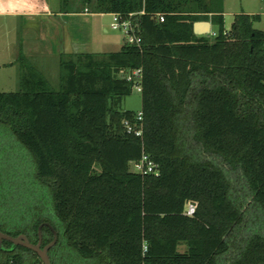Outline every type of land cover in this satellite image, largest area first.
Instances as JSON below:
<instances>
[{"label": "trees", "instance_id": "16d2710c", "mask_svg": "<svg viewBox=\"0 0 264 264\" xmlns=\"http://www.w3.org/2000/svg\"><path fill=\"white\" fill-rule=\"evenodd\" d=\"M82 1L94 13H135L140 43L62 58L57 89L19 51L18 90L0 92V230L36 243L42 225L44 246L48 223L52 264H264L259 14L238 13L225 31L223 0ZM59 9L79 12L68 0ZM199 20L217 31L195 34ZM133 69L141 121L120 108L134 85L121 73ZM143 154L157 174L131 170ZM16 158L29 198L18 214L3 180ZM226 168L245 181L238 199ZM0 264L42 261L3 240Z\"/></svg>", "mask_w": 264, "mask_h": 264}, {"label": "rangeland", "instance_id": "374dc122", "mask_svg": "<svg viewBox=\"0 0 264 264\" xmlns=\"http://www.w3.org/2000/svg\"><path fill=\"white\" fill-rule=\"evenodd\" d=\"M37 1L39 3L38 10H41V7L43 8L44 3L46 4V9L48 11H53L54 8H57L54 6L56 3L60 5V0ZM68 3L70 6H73L79 11H83L85 9L88 11L90 10V7L85 5L82 0H68ZM243 12L259 14L260 19L255 21L253 26L257 29L264 30V0H223L225 31L230 30L234 16ZM92 19L93 24L90 30L89 24L84 22L80 23L79 30L85 33L91 31L93 37L100 40V48L103 51L118 50L122 44L124 33L121 30L110 28L112 16L109 13H104L102 15L93 14ZM43 21L45 20L42 18H40L38 22L36 21L37 24H41V28L39 27L38 31L30 32L32 35L35 34L36 36H39V40L34 41L38 50L37 52L32 53V56L29 57L27 61L47 78L52 88L57 89L59 86L60 73L59 58L50 51L49 39L47 38L49 35L47 37L43 36L46 34V31H44L46 28L42 27ZM103 26H105L107 32L103 31ZM216 31L217 26L213 24L210 34H213ZM28 32L29 31L24 24V19L0 15V92L18 90L19 75L21 72L19 63L16 62L13 66L8 64L3 66L2 63L6 64L12 59V56L8 51L10 49L13 51L14 45H11V43L14 42L15 45H22V39L25 40ZM120 108L135 112L141 109V92L137 90L135 85H133L131 93L122 99ZM202 157L205 159L208 158L206 154H203ZM8 162L7 172L9 173L6 174L3 180L7 184L9 196L11 198L9 199V209L15 213H17V211L23 212V210L27 208L28 204L26 202L29 198H24L27 197V195L20 197L21 191L19 192V190L23 188L26 181V177H24L26 169L23 164H20V161L17 158ZM226 171L232 183L233 196L238 199V197L245 193V181L239 172L231 171V169L228 168H226ZM179 250L184 251L185 246H180Z\"/></svg>", "mask_w": 264, "mask_h": 264}, {"label": "crops", "instance_id": "0c3cea01", "mask_svg": "<svg viewBox=\"0 0 264 264\" xmlns=\"http://www.w3.org/2000/svg\"><path fill=\"white\" fill-rule=\"evenodd\" d=\"M38 5L37 0H0V15L24 19V24L29 31L25 40L22 39V45L11 43V45H14L13 51L10 48L8 51L12 59L6 64L2 63L3 66L7 64L13 66L16 63L19 51L27 59L32 56V53L37 52L38 48H36L34 41H38L39 36L32 35L30 32L38 31L39 27L41 28V24H37L40 18L45 20L42 22V27L46 28L44 31L47 35L43 36L47 37L49 35L47 38L49 39L50 51L58 56L59 61L62 58L75 57L81 54L107 52L100 48V40L95 39L91 31L85 33L79 30L81 22L89 24L90 30L93 24L92 15H102L104 13H94L86 9L79 12L64 13L60 11L57 3L54 5L57 8H54L53 11H48L45 3L43 8L41 7V10H38ZM243 13L254 14L251 12ZM102 28L104 32H107L105 26Z\"/></svg>", "mask_w": 264, "mask_h": 264}, {"label": "built area", "instance_id": "2783aa9c", "mask_svg": "<svg viewBox=\"0 0 264 264\" xmlns=\"http://www.w3.org/2000/svg\"><path fill=\"white\" fill-rule=\"evenodd\" d=\"M140 13H143L141 11ZM112 16V21L110 23L111 29L121 30L124 33L123 43H140L139 29L138 24L133 22L132 18L135 13L131 12L128 14H120V13H110ZM157 20L163 21L164 17L161 14L156 15ZM214 34V33H213ZM122 43V44H123ZM124 77L134 83L138 91H141V69H133L128 72H123ZM137 120H142V112L138 111L136 115ZM126 128L128 132H133L135 135H141V128H134L129 121L125 122ZM131 170L138 171L143 174L147 173H156L157 174V165L148 158L146 154H143L139 160L132 161L130 163ZM196 204L193 202H189L187 204L186 214L192 215L195 211Z\"/></svg>", "mask_w": 264, "mask_h": 264}, {"label": "water", "instance_id": "95a60500", "mask_svg": "<svg viewBox=\"0 0 264 264\" xmlns=\"http://www.w3.org/2000/svg\"><path fill=\"white\" fill-rule=\"evenodd\" d=\"M211 26L212 24L210 20L195 21L193 23V32L197 35H207L211 33ZM121 78H124L123 72L121 73ZM46 225H48L50 229L52 230L53 239L44 246H41V242H42L41 227L42 225L39 227V230H38L39 239L36 243L30 242V240L27 238L25 234H19L17 236H12L1 230H0V243L3 240H7V241H10L15 246L20 245L25 248H28L39 256L40 260L42 261V264H52L49 258L48 251L56 243L57 233L51 225H49L48 223H46Z\"/></svg>", "mask_w": 264, "mask_h": 264}]
</instances>
